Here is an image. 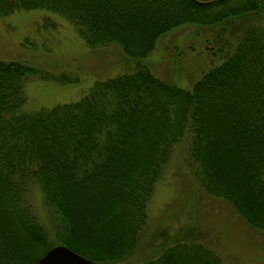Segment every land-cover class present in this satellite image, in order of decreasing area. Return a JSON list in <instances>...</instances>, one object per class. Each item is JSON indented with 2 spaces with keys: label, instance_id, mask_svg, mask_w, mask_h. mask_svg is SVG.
Instances as JSON below:
<instances>
[{
  "label": "trees",
  "instance_id": "trees-1",
  "mask_svg": "<svg viewBox=\"0 0 264 264\" xmlns=\"http://www.w3.org/2000/svg\"><path fill=\"white\" fill-rule=\"evenodd\" d=\"M30 9L58 14L87 47L117 44L132 67L95 79L76 101L24 111L28 79L78 77L0 59V264H34L57 244L94 264L143 258L147 204L183 139L178 170L264 232V0H0V16ZM184 24L223 53L190 89L140 62ZM33 186L45 225L28 198ZM147 255L136 264H224L192 233L166 235Z\"/></svg>",
  "mask_w": 264,
  "mask_h": 264
},
{
  "label": "rangeland",
  "instance_id": "rangeland-1",
  "mask_svg": "<svg viewBox=\"0 0 264 264\" xmlns=\"http://www.w3.org/2000/svg\"><path fill=\"white\" fill-rule=\"evenodd\" d=\"M205 35L191 24L177 26L160 35L140 62L158 78L190 89L202 72L223 58V53L214 54L206 48ZM24 38L33 45L22 44ZM126 58L114 43L85 46L74 27L54 12L30 9L0 16L1 60L18 59L54 74L78 77L77 82L66 83L28 79L23 87L24 111L78 100L95 79L130 70L132 64ZM186 147L185 139L176 143L153 188L147 204L148 224L139 236L144 257L114 264L139 263L148 258V252L157 253L166 235L183 233L196 235L224 264H264V232L248 226L227 202L206 195L189 174L178 170L187 163ZM28 198L36 218L45 225L46 207L40 188H29Z\"/></svg>",
  "mask_w": 264,
  "mask_h": 264
},
{
  "label": "water",
  "instance_id": "water-1",
  "mask_svg": "<svg viewBox=\"0 0 264 264\" xmlns=\"http://www.w3.org/2000/svg\"><path fill=\"white\" fill-rule=\"evenodd\" d=\"M34 264H94L89 259L72 251L68 247L57 244L49 247Z\"/></svg>",
  "mask_w": 264,
  "mask_h": 264
}]
</instances>
